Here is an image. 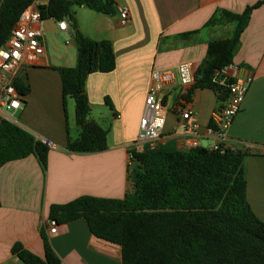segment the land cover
Instances as JSON below:
<instances>
[{
	"label": "crops",
	"instance_id": "1",
	"mask_svg": "<svg viewBox=\"0 0 264 264\" xmlns=\"http://www.w3.org/2000/svg\"><path fill=\"white\" fill-rule=\"evenodd\" d=\"M261 1L114 0L116 6L129 11L126 26L119 24L116 8L114 15H103L72 6L77 30L92 41L111 43L115 56L116 68L111 73H93L85 81L88 120L106 132V150L100 153L74 154L66 149L67 138L75 141L81 131L75 124L72 99L66 100L64 116L56 70L75 66V32L68 20L63 21L67 25L64 32L54 20L40 23L44 53L35 65L18 70L15 81L22 82L28 92L21 96L22 108L6 117L35 141L47 143L49 152L45 168L33 156L0 168V264H23L11 254L15 244L42 258V235L61 264H123L121 248L93 237L83 219L59 224L56 233L50 235L49 208L85 196L123 200L132 192L128 151L137 137L151 72L184 63L191 64L196 72L208 43L227 38L232 29L231 25L207 26L215 12L240 15ZM37 2L46 5L47 0ZM232 63L251 73L252 78L239 113L220 144L247 153L243 164L246 199L253 215L264 221V5L251 12ZM192 89L174 90L164 96L167 115L161 137L137 151L209 150L215 141L205 129L225 97L219 101L208 88ZM178 105L192 111L199 125L196 137L180 120L175 111Z\"/></svg>",
	"mask_w": 264,
	"mask_h": 264
},
{
	"label": "trees",
	"instance_id": "2",
	"mask_svg": "<svg viewBox=\"0 0 264 264\" xmlns=\"http://www.w3.org/2000/svg\"><path fill=\"white\" fill-rule=\"evenodd\" d=\"M35 0H2L0 46L8 40L22 11ZM85 7L114 15V0H47L39 7L43 20H68L75 32L76 64L57 69L66 118V100L74 101L78 139L67 138L66 149L74 154L106 150V132L88 120L89 103L84 93L86 78L109 74L116 68L111 43L92 41L78 30L71 7ZM264 0L246 7L240 15L217 11L207 26L231 25L225 39L211 40L205 58L194 72L193 89L212 90L219 101L224 93L211 83L213 72L232 63L251 12ZM42 20V21H43ZM15 90L25 96L28 88L15 81ZM191 93V92H190ZM105 104L110 106L108 99ZM49 148L19 127L0 120V168L29 156L45 168ZM134 166L128 178L132 192L123 200L81 197L51 206L49 219L66 224L83 219L91 235L119 246L123 264H264V221L251 212L246 199L243 164L246 152L225 149L148 154L133 151ZM43 257L23 250L11 254L23 264H61L44 235Z\"/></svg>",
	"mask_w": 264,
	"mask_h": 264
},
{
	"label": "built area",
	"instance_id": "3",
	"mask_svg": "<svg viewBox=\"0 0 264 264\" xmlns=\"http://www.w3.org/2000/svg\"><path fill=\"white\" fill-rule=\"evenodd\" d=\"M37 2V0H35ZM34 2L25 8L17 19L7 41L0 46V120L9 122L6 117L22 108L20 94L15 90L14 82L18 70L24 66H33L43 55L41 45V31L39 28L42 17L39 7L41 2ZM119 24L126 26L129 23V11L123 6H116ZM66 23L58 22L59 31H66ZM194 67L189 63L180 64L173 69H157L150 74V84L144 99L143 115L139 119V127L135 142L128 151V167L134 166L133 151L139 146L149 144L161 137L167 109L163 98L174 90L184 92L186 88L194 85ZM251 73L231 63L221 70L213 72L211 83L225 95L221 108L213 112L210 117V126L205 129V134L213 138L215 143L209 151L223 152L230 149L220 144L226 138V133L231 122L239 113L251 82ZM181 121L186 123V130L197 136L199 125L193 118V113L187 107L178 105L175 108ZM47 145V143H45ZM48 233L54 235L57 223L50 220L47 223Z\"/></svg>",
	"mask_w": 264,
	"mask_h": 264
},
{
	"label": "rangeland",
	"instance_id": "4",
	"mask_svg": "<svg viewBox=\"0 0 264 264\" xmlns=\"http://www.w3.org/2000/svg\"><path fill=\"white\" fill-rule=\"evenodd\" d=\"M69 101H70L71 104L74 103L73 100H69ZM70 108H71V107H70ZM71 109H72V108H71ZM130 170H131V169H130Z\"/></svg>",
	"mask_w": 264,
	"mask_h": 264
},
{
	"label": "water",
	"instance_id": "5",
	"mask_svg": "<svg viewBox=\"0 0 264 264\" xmlns=\"http://www.w3.org/2000/svg\"><path fill=\"white\" fill-rule=\"evenodd\" d=\"M2 0H0V3H1Z\"/></svg>",
	"mask_w": 264,
	"mask_h": 264
}]
</instances>
